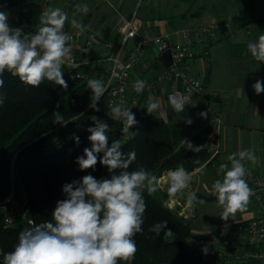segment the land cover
Here are the masks:
<instances>
[{"label":"clouds","instance_id":"1","mask_svg":"<svg viewBox=\"0 0 264 264\" xmlns=\"http://www.w3.org/2000/svg\"><path fill=\"white\" fill-rule=\"evenodd\" d=\"M0 5V76L5 71L16 76L27 86L38 88L45 80L67 89L63 78V69L72 59L71 41L73 36L66 30L69 14L61 7L48 8L39 17V25L31 32L23 27H13L9 23V12ZM91 11L87 4H76L70 20L71 28L77 35H83L90 25H85L78 16L87 15ZM134 35V34H133ZM251 56L258 62H264V35L247 45ZM88 48L81 49L84 54ZM4 80L0 79V88ZM87 87L91 90L89 107L100 111L98 102L107 88L99 79H89ZM254 92L264 93V81L257 80L252 85ZM148 84L136 79L133 90L141 94ZM6 97L0 94V105ZM168 103L174 111L185 110V100L173 94ZM148 114H153L161 107L158 98L149 97L145 106ZM54 123H62L59 112ZM108 116L112 120L122 122V135L130 140L136 131H131L138 121L131 108L122 104L110 103ZM202 118L207 117L201 112ZM92 127L88 140L90 148H84L83 155L77 157L76 163L81 171L95 169L99 162L105 166L110 178L97 179L91 174L79 181L66 183L62 187L65 198L58 200L51 212V219L31 227L24 228L18 236L14 250L3 255V264H131L138 251L134 237L143 231L144 215L147 210L144 193L154 195L161 187L160 178L151 171L141 167L129 171V166L136 160V152H122V141L115 139L109 144V125L99 117H90ZM187 124L192 120L187 119ZM79 143V137H74ZM180 146L189 151L199 153L202 146L196 145L187 138L180 140ZM98 154H102L98 158ZM230 163H221L218 174L221 178L211 184L210 194L214 195L217 207L223 209L220 218L227 221L237 212L247 211L255 192L247 183L250 168L259 163L255 150L248 148L227 156ZM200 165L195 171H203L207 165L199 159L194 161ZM193 180L192 172L183 165L166 172L167 191L172 196L183 195ZM189 204L205 203L196 194L189 193ZM31 223V220L27 221ZM157 236L167 229V220L153 225ZM165 235L171 236L167 229ZM203 251L207 253L205 246Z\"/></svg>","mask_w":264,"mask_h":264},{"label":"trees","instance_id":"2","mask_svg":"<svg viewBox=\"0 0 264 264\" xmlns=\"http://www.w3.org/2000/svg\"><path fill=\"white\" fill-rule=\"evenodd\" d=\"M0 5H4L3 10L9 12V23L13 27H23L25 32H31L38 26L41 8L36 0H0ZM87 71L95 79L105 82L104 68L98 66ZM0 79L4 80L0 94L6 97L4 104L0 105V264H3V255L14 250L19 233L24 228L51 219L57 201L65 198L62 191L64 184L79 181L88 174L97 179L110 178L112 173L99 162L94 170L81 171L76 159L83 155L84 148L91 147L88 140L90 133H79L78 144L74 139L66 140L63 133L74 130L90 114L104 113L107 94L98 102L100 111L97 112L89 107L92 93L86 80L66 81L68 87L64 89L47 80L38 88L27 86L7 71ZM56 112L62 115V123L65 124L53 122V113ZM108 125L111 144L120 138L113 125ZM132 131H136L134 138L120 139L122 152H136V160L129 166V171L143 167L158 177L178 165L192 171L200 167L194 163L195 160L199 159L201 164H205L211 154L208 136L198 134L187 137L194 146H202V151L195 153L185 150L180 146V140L185 138L183 130L170 124L165 117L148 114L147 111L139 117ZM58 138L62 139L60 146L47 150V144ZM100 156L102 154H98V158ZM12 165L18 169L20 178L26 184L33 222L5 227L1 202L8 198L12 188ZM167 197L166 193L162 196L144 193L147 204L145 223L143 231L134 237L138 251L131 264H217L214 262L217 257H220L219 264H250L248 260H228L217 250L213 251V255L205 253L198 240L204 237L208 239L210 235L195 233L192 228L194 216H180L166 205ZM162 220H167V229L172 230L171 236L165 235L167 229L158 236L154 231L153 225Z\"/></svg>","mask_w":264,"mask_h":264},{"label":"crops","instance_id":"3","mask_svg":"<svg viewBox=\"0 0 264 264\" xmlns=\"http://www.w3.org/2000/svg\"><path fill=\"white\" fill-rule=\"evenodd\" d=\"M129 1L133 0H118L120 9ZM143 2L140 13L142 35L186 27L193 29L203 25L214 26L218 34L215 42L209 45L196 43L192 49L195 73L205 83L203 96L195 95L182 114L173 112L165 103V88L157 90L154 96L159 99L161 107L153 114L163 116L170 124L180 127L185 138L204 134L208 136V144L213 142L218 145L217 151L211 152L206 161L207 167L202 172L195 171L199 167L190 171L193 174L191 188L185 190L183 195H177L178 199L182 198L184 203H188L186 192L196 186L200 187L201 192L204 189L209 191L216 180L214 164L230 163L227 156L242 149L255 150L259 163L254 168L264 173V93L257 95L252 87L257 80L264 81V62L256 61L247 48L249 42L264 35V0ZM128 8L127 14L123 15L132 14ZM99 33L95 34L106 39L119 38L115 28L110 32L102 30ZM207 47L209 54L206 56L204 52ZM160 62H153L152 69L143 70L137 76L146 81L151 80L162 68ZM165 110L169 111L168 114ZM201 112H206L207 117L202 118ZM215 117H219L220 122H216ZM187 119L192 120L190 125L186 123ZM160 188L167 191V188ZM190 205L197 207V203ZM253 209V203H250L247 211L233 215L234 226L223 232L222 240L227 242L233 238L236 223L252 217Z\"/></svg>","mask_w":264,"mask_h":264},{"label":"built area","instance_id":"4","mask_svg":"<svg viewBox=\"0 0 264 264\" xmlns=\"http://www.w3.org/2000/svg\"><path fill=\"white\" fill-rule=\"evenodd\" d=\"M41 8V14L48 8L57 7L66 0H36ZM39 25V24H38ZM142 22L139 12L136 10L130 16H124L116 26L119 36L118 40L106 39L87 30L83 35H77L71 32L73 40L70 42L72 47V59L63 69V78L66 81L95 79L92 73L87 71L88 68L102 67L106 71L105 82L107 99V108L104 113L90 114L85 120L77 125L72 131H64L66 140L74 139L79 133L87 131L89 127L94 126L91 116L95 115L107 124H112L117 136L120 139L126 137L122 135V122H117L107 115L109 104H122L126 108H131L135 114L136 120L143 116L147 109L146 105L149 97H154L157 90L165 88V103H168L170 95H177L185 100V109L191 104L193 96H203L205 93V83L200 76H197L196 63L192 58L193 45L203 43L209 45L218 39V34L214 26L203 25L197 28H181L179 30L168 32H156L154 34L142 35L140 28ZM134 34V35H133ZM88 48L86 54L80 50ZM150 50V51H149ZM171 50V64L166 67L161 60L162 52ZM149 51V53H148ZM204 54H209L208 47ZM149 56V59L147 57ZM161 61L162 68L156 73L151 80H144L148 84L141 94H136L133 90V84L139 77L137 74L143 70L150 69L153 62ZM141 79V78H139ZM143 80V79H142ZM172 109V108H171ZM173 110V109H172ZM185 111V110H184ZM183 111V112H184ZM175 113L182 114L183 112ZM216 122H220L219 117H215ZM133 129V128H132ZM132 129H130L132 131ZM62 139L58 138L47 144V150H53L59 147ZM218 145L209 143V150L216 152ZM250 168V175L247 176V183L255 192L251 198L253 203V216L249 219L240 221L235 225V235L232 241V250L215 249L207 244L205 239L198 240L200 247L208 248L207 253L214 254V250L227 256L228 260H264V173L247 165ZM216 179L221 178L218 174L219 164H214ZM12 188L8 198L1 202L2 210L5 212V227L16 225L22 220L27 210L30 209L27 188L25 182L20 178L18 169L11 167ZM210 192V190H209ZM214 196V195H213ZM215 197V196H214ZM176 206L171 203L166 205L178 212L185 218L193 217V212H187L190 204H182L181 201H175ZM173 202V203H175ZM180 205V206H177ZM178 207H180L178 209ZM191 211V210H190ZM33 221H31L32 223ZM1 253V250H0ZM220 258V257H219ZM218 257L214 260L219 264Z\"/></svg>","mask_w":264,"mask_h":264},{"label":"rangeland","instance_id":"5","mask_svg":"<svg viewBox=\"0 0 264 264\" xmlns=\"http://www.w3.org/2000/svg\"><path fill=\"white\" fill-rule=\"evenodd\" d=\"M143 1L144 0H133L126 2L123 8L121 7V9L118 0H66L56 6L61 7L69 14V23L66 24V30L69 33H71V32H76V30L71 28V24H70L72 13L74 11V6L76 4H87L90 7L91 11L87 15L81 14V16H78L77 18H82V22L85 25H90V28L88 30L93 31L95 33L98 32V34H100L99 32H102V30L104 32H110L111 29L112 30L114 28L116 29V26L118 24L117 21L119 22L120 19L125 16L123 14H127V12L129 11L128 6L130 7L132 13H134L137 10L140 15L144 3ZM156 71L157 70H155V72ZM168 112L169 111L165 110L166 114H168ZM166 172H164L162 176L159 177L161 186L164 188H167ZM199 190L200 187L198 188L196 186L195 188L193 187L190 191L186 192L187 195L189 193L194 192L196 196L201 197L200 200L205 201V203L203 204L197 203V207L193 205L191 208L188 207L186 209L187 212H193V214H195L192 224L193 231L195 233L207 234V236L210 235V237L208 238L209 240L206 239L207 237H204L203 239L206 240L207 244H210V246H213L214 248H220L223 250H232L233 238L225 242L224 240H222V236H223V232L227 230L228 227H232V225L234 226V222H233L234 217L233 216L230 217L227 221L222 220L220 216L222 214L223 209L217 207L216 198L213 195H211L207 189L202 190V192ZM164 193H166L167 195L169 194L168 191L166 190L163 191L162 188H160L155 194L162 196ZM208 195H210V197L212 198L208 199ZM180 199H178V196L168 195L165 202L171 203L172 205L176 206L175 201L178 200L181 201L182 204H185L184 200L182 198ZM180 207H178V209Z\"/></svg>","mask_w":264,"mask_h":264},{"label":"water","instance_id":"6","mask_svg":"<svg viewBox=\"0 0 264 264\" xmlns=\"http://www.w3.org/2000/svg\"><path fill=\"white\" fill-rule=\"evenodd\" d=\"M171 50H167L165 52H162V55H161V60L163 61V64L164 66L168 67L171 62H172V59H171ZM28 220H33V209L30 207V209L27 210V213L25 215V217L20 220L19 222L16 223V225H23L25 223H28L27 221ZM250 264H264V260H258V259H253Z\"/></svg>","mask_w":264,"mask_h":264}]
</instances>
